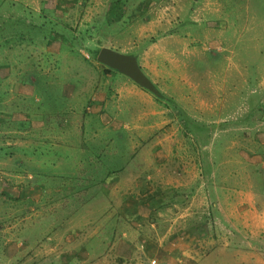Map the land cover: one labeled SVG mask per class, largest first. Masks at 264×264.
Returning <instances> with one entry per match:
<instances>
[{
  "label": "rangeland",
  "instance_id": "obj_1",
  "mask_svg": "<svg viewBox=\"0 0 264 264\" xmlns=\"http://www.w3.org/2000/svg\"><path fill=\"white\" fill-rule=\"evenodd\" d=\"M193 34L198 42L202 40L200 46L204 40L211 44V53L206 55L213 62L209 67L212 75H225L229 71L231 81L238 77V89L244 95L246 89L256 88L258 81L254 73H264V0H0V264H122L125 261L120 256L47 255L44 246L45 238L54 232L50 229L58 226L48 225L51 204L55 216L62 213L65 217L68 214L69 219L81 220L89 216L93 207L87 206L93 204V196L97 195L88 189L94 178L79 175L86 159L79 160L82 153L78 159L68 152L66 132L74 139L70 143H74L82 137L80 124L87 120L92 125L94 119L95 125L97 121L101 123V142L116 139L117 147L126 150L127 141L132 146L130 142L137 138L133 129H129L130 121H125L128 128H118L113 123L103 126L109 121L110 113L100 100L107 99L106 94L119 86L120 81L116 80L124 79L125 75L97 61L102 47L139 57L143 54V62L158 63V70L144 66L157 90L156 93L148 90L152 98L149 105L158 112L152 115L153 120L170 121L163 128H155L154 134L147 131L148 139L141 140L147 144L165 130L170 143L164 145L170 157L164 159L166 150L161 144H149L150 151L156 155L154 163L147 158L137 161L146 170L144 174L151 175L143 178L144 186L151 187V191L142 193L152 208L142 209V218L135 225L145 230L157 229L153 217L156 203L172 210L171 222L160 223L159 230L177 232L188 225V213L186 223L178 224L175 217L180 209L172 207L184 202L183 210L186 209L191 178L188 170L192 163L189 159L194 156L197 199L205 200L206 152L213 156L212 145L205 138V133L209 137L210 128L195 124V99L190 100L192 96L188 92L180 96L173 90L172 82L164 85L161 78L164 66L174 69L175 74H179L180 65L186 64L189 70L191 57L183 54L179 40L193 38ZM237 72L251 77L244 89ZM216 85L213 99L218 100L222 97L218 94L221 87ZM241 96L240 92L239 99ZM260 100H264V95H260ZM212 123L216 125L217 121ZM74 126L78 127L75 134L78 136H72ZM88 130L93 129L88 127ZM250 131L245 127L238 129L235 139H231L236 142L228 147L247 157L244 151L252 153L253 149L254 130ZM104 143L91 144L87 150L93 155L100 152L101 167L109 170L113 167L109 160L112 150ZM136 150L135 145L133 152ZM173 154H176L174 158L181 157L180 163L173 159ZM163 164L168 171L165 180L168 181L164 183L157 176ZM239 166L246 174L247 183L253 184V194L263 191L264 196V184L260 193L257 187L260 179L256 168ZM233 167L235 178V163ZM179 171L183 174L184 187L175 180ZM52 187L60 190L50 195L53 197L50 204L46 194ZM201 215L208 216V212ZM203 233L215 237L214 230ZM57 240L60 243V237ZM150 240L156 246L157 239ZM134 256L133 264L143 260L140 254Z\"/></svg>",
  "mask_w": 264,
  "mask_h": 264
},
{
  "label": "crops",
  "instance_id": "obj_2",
  "mask_svg": "<svg viewBox=\"0 0 264 264\" xmlns=\"http://www.w3.org/2000/svg\"><path fill=\"white\" fill-rule=\"evenodd\" d=\"M179 42L183 54L191 57L189 70L186 68V64L180 65L179 74H175L174 69L164 66L161 81L164 85L168 81L172 82L173 90H177L180 96L188 92L192 96L190 100L195 99L194 112L196 115H193V118L197 120L195 124L200 126L205 124L210 128L209 137L205 133V138L212 145L213 156L206 152V178L203 189L206 196L204 195V202L197 199L198 186L194 171L196 165L194 156L189 159L192 163L188 170L191 178L187 187L188 200L186 203L188 204L185 206L186 209L183 210L184 202L175 203L172 207L180 209L175 217L178 224L186 223L185 216L188 213V225L177 232L170 229L159 230L161 229L160 223H170L172 220V210L163 203H156L155 206L156 212L153 216L154 224H157L155 231L145 230L135 225L142 218L140 217L142 209L152 208L150 202L143 198L142 193L151 191V187L146 188L143 182L144 177L151 178V175L144 174L146 170L137 161L147 158L150 163H154L156 155L150 151L149 144H161L162 149L166 150L163 155L164 159L170 157L165 147L170 143L165 130L158 133L147 144H143L141 140L148 139L147 131H149V135L154 134L155 128H163L170 121L161 120L159 123L157 119L153 120L154 116L152 115L158 112L149 105L152 99L149 95L150 92L125 75L124 79L116 80L120 81L119 86H115L109 94H106L107 99L106 97H102L103 100L98 98L100 101H104L103 108L108 109L110 113L109 121L103 126L113 123L118 128H128L129 126H125V123L130 121L129 129H133L137 138L130 142L132 146L131 144L128 146L127 141L126 150L117 147L116 139L108 140L105 143L109 144H105L100 141L101 123L97 121L95 125L94 119H92V125L87 120L84 121V125L80 124L79 133L82 137L74 143H70L74 139L70 138L69 132H66L64 141L68 142V152L77 158L78 154L82 153V159H78H86V164L82 166L79 175L94 178V184L88 189H91L92 193L96 192L97 195L93 196L95 199L93 204L87 206L88 209L93 207L89 216L75 220L69 219L68 214L66 217L62 213L57 215L58 217L54 215L52 210L54 205L51 204L53 197L50 195L60 189L52 187L48 190L46 197L50 198L47 202L51 204L49 209L51 218L48 225L58 226L50 229L51 232L54 231L53 234L48 235L44 240V246L48 250L45 252L47 255L120 256L124 257L126 261L122 264H133L132 259L137 254L143 258L139 264H264L263 191L259 195L253 194V184L247 183L246 174L239 166L242 164L244 167L256 168V176L260 179L257 184L260 193L261 185L264 184V117H262L264 100H260V95H264V73H254L257 75L258 81L256 88L246 89L244 95V91L238 89V77L231 81L229 71L225 75H212L209 67L213 62H210L206 55L211 53L209 51L211 44H208V41L204 40V45L200 46L202 40L198 42L194 35L193 38L180 39ZM142 57H136L138 66L152 82L153 80L148 76L144 66L146 65V68L148 67L150 70H158V63L146 60L143 62ZM195 62L199 64L194 65ZM237 73L243 82L244 89L246 80L251 77L249 74L246 76L242 72ZM159 75H156V79ZM195 80L199 82L196 83ZM217 83L218 85H216ZM215 85L216 88L221 87V92L218 94L222 97L218 100L213 99ZM240 92L242 96L239 99ZM189 102L191 103V101ZM240 114L242 115L239 121ZM230 118H234V120L231 122ZM214 120L217 121L216 125L212 123ZM224 120H227V123ZM88 127L93 130H88ZM211 127L218 128L213 130ZM244 127L250 128V132L254 130L252 153L244 151L247 157L236 152V148L228 147L236 142L231 140L235 139L236 131ZM77 128V126L72 128L75 130L72 136H78L75 135ZM46 136L45 140L48 138L47 133ZM174 138L179 141L177 137L174 136ZM174 138L171 140L174 141ZM240 141L241 139L238 142ZM101 143L112 150L109 153V160L112 161L113 167L109 170L108 168L102 169L99 161L100 152L93 155L87 150L89 145ZM133 145L138 148L135 152H133ZM134 154H136L135 157H133ZM176 154H173V159L180 163V156L174 158ZM234 163L237 166L235 178L232 177V171L235 169ZM164 168L165 164L157 173L162 183L168 181H165L168 171ZM104 179L106 183H102ZM175 180L178 181V186L184 187L182 172L177 173ZM206 211L208 216H202L201 212ZM205 223V227H202ZM224 228L229 231H224ZM90 229L92 230L90 231ZM206 230H214L215 237L213 235L205 236L203 231ZM79 231L83 233L79 234ZM67 233L71 234L68 239ZM59 237L60 243L57 240ZM154 238L157 239L156 246L150 240ZM74 248L75 250L80 249V251H72ZM57 249L62 251H56ZM152 260H155V263H151Z\"/></svg>",
  "mask_w": 264,
  "mask_h": 264
},
{
  "label": "water",
  "instance_id": "obj_3",
  "mask_svg": "<svg viewBox=\"0 0 264 264\" xmlns=\"http://www.w3.org/2000/svg\"><path fill=\"white\" fill-rule=\"evenodd\" d=\"M97 61L126 75L139 86L156 93L157 90L152 82L146 77L138 66L136 56L120 53L108 47L100 48Z\"/></svg>",
  "mask_w": 264,
  "mask_h": 264
},
{
  "label": "built area",
  "instance_id": "obj_4",
  "mask_svg": "<svg viewBox=\"0 0 264 264\" xmlns=\"http://www.w3.org/2000/svg\"><path fill=\"white\" fill-rule=\"evenodd\" d=\"M151 263H155V260H152V262Z\"/></svg>",
  "mask_w": 264,
  "mask_h": 264
}]
</instances>
